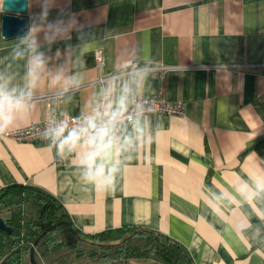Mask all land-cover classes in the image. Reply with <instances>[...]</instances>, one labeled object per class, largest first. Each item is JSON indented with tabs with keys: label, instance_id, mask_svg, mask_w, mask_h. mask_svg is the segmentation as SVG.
Wrapping results in <instances>:
<instances>
[{
	"label": "crops",
	"instance_id": "obj_1",
	"mask_svg": "<svg viewBox=\"0 0 264 264\" xmlns=\"http://www.w3.org/2000/svg\"><path fill=\"white\" fill-rule=\"evenodd\" d=\"M40 11L41 0H28L29 24ZM69 17L76 26L50 55L60 49L63 63L66 50L82 49L84 69L95 80L126 51L141 49L156 61L155 95L180 101L185 115H156L163 129L157 141L109 194L82 190L69 178V165L45 145L0 132V188L16 183L45 190L87 233L137 227L168 236L194 264H264V250L241 233L248 220L240 201L230 198V214L218 208L213 214L206 195V187L224 191L264 162V0H55L49 20ZM90 91L82 89L77 100L83 104ZM39 95L31 115L13 129L61 109L52 90L42 87ZM243 210L254 213L253 225L264 217L252 200Z\"/></svg>",
	"mask_w": 264,
	"mask_h": 264
},
{
	"label": "clouds",
	"instance_id": "obj_2",
	"mask_svg": "<svg viewBox=\"0 0 264 264\" xmlns=\"http://www.w3.org/2000/svg\"><path fill=\"white\" fill-rule=\"evenodd\" d=\"M54 3L41 0V11L14 43L0 38L6 48V55L0 58V132H8L31 115L41 99L42 87L52 90L62 107L40 130L45 146L57 160L69 165V178L82 190L109 194L119 186L126 168L163 130L156 119L152 87L156 61L141 49H131L95 80H90L84 69L82 49L66 50L60 63V49L54 56L49 53L57 41L69 37L76 20H49ZM3 5L4 0H0V12ZM84 88L91 91L81 104L77 94ZM73 106L78 108L75 114ZM206 195L213 214L217 208L230 214L234 208L230 198L240 201L248 220L241 233L264 250V217H256L260 223L253 225L254 213L243 210L248 200L264 210V162L257 161L255 174L245 173L224 191L214 185L206 187Z\"/></svg>",
	"mask_w": 264,
	"mask_h": 264
},
{
	"label": "trees",
	"instance_id": "obj_3",
	"mask_svg": "<svg viewBox=\"0 0 264 264\" xmlns=\"http://www.w3.org/2000/svg\"><path fill=\"white\" fill-rule=\"evenodd\" d=\"M0 218L12 229L0 233V264H194L178 242L137 227L87 233L76 228L63 205L45 190L11 184L0 188Z\"/></svg>",
	"mask_w": 264,
	"mask_h": 264
},
{
	"label": "water",
	"instance_id": "obj_4",
	"mask_svg": "<svg viewBox=\"0 0 264 264\" xmlns=\"http://www.w3.org/2000/svg\"><path fill=\"white\" fill-rule=\"evenodd\" d=\"M3 14L1 15V37L4 39L17 38L22 36L29 25L27 17L28 0H4ZM54 225L44 230L35 240L30 249L29 261L30 264H37L34 259V246L38 243L40 238L47 234ZM0 233L11 234L12 229L0 218Z\"/></svg>",
	"mask_w": 264,
	"mask_h": 264
},
{
	"label": "built area",
	"instance_id": "obj_5",
	"mask_svg": "<svg viewBox=\"0 0 264 264\" xmlns=\"http://www.w3.org/2000/svg\"><path fill=\"white\" fill-rule=\"evenodd\" d=\"M95 60L99 64L102 63L100 51L95 53ZM154 99L156 102V115L162 117H182L185 115L184 106L180 101H170L161 95H155ZM49 116L42 121L31 123L26 127L9 130L8 132L3 133L2 136L19 143L46 145V141L42 139L40 135V130Z\"/></svg>",
	"mask_w": 264,
	"mask_h": 264
}]
</instances>
